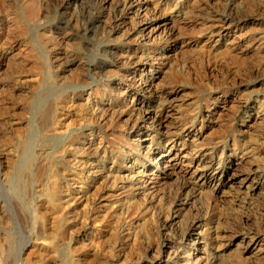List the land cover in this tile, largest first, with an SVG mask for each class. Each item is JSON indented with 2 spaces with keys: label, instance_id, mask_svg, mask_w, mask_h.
I'll list each match as a JSON object with an SVG mask.
<instances>
[{
  "label": "rangeland",
  "instance_id": "374dc122",
  "mask_svg": "<svg viewBox=\"0 0 264 264\" xmlns=\"http://www.w3.org/2000/svg\"><path fill=\"white\" fill-rule=\"evenodd\" d=\"M75 1L0 0V264H264L239 242L264 247V0H146L143 12L137 0ZM235 4L247 21L222 24ZM155 15L170 24L141 40ZM174 37L184 45L167 52ZM139 63L162 71L153 87ZM145 103L154 118L137 136ZM144 138L159 149L139 150ZM169 146L181 157L159 174ZM233 158L229 173L249 170L257 188L188 179Z\"/></svg>",
  "mask_w": 264,
  "mask_h": 264
},
{
  "label": "bare ground",
  "instance_id": "6f19581e",
  "mask_svg": "<svg viewBox=\"0 0 264 264\" xmlns=\"http://www.w3.org/2000/svg\"><path fill=\"white\" fill-rule=\"evenodd\" d=\"M4 1V0H3ZM19 1V0H18ZM25 1V0H24ZM71 1V0H70ZM75 1V0H74ZM100 2H102L104 5H106V4H109V2L111 1V0H99ZM134 1V0H133ZM244 0H235V2L234 3H241V2H243ZM22 2V1H21ZM67 2H69V1H67ZM76 2V1H75ZM125 2H127V1H125ZM131 2V1H130ZM135 3H136V0L134 1ZM137 2H138V5H137V7L141 10V12H143V9H144V4H145V2H146V0H137ZM25 3V2H24ZM31 3V4H30ZM101 3V4H102ZM123 3H124V1H123ZM132 3V2H131ZM131 3H130V5H131ZM62 4H64V3H62ZM70 4V3H69ZM126 4V3H125ZM160 4V3H159ZM237 4H235V5H231L230 7H232V8H230V15L228 16V17H226V15H225V18H223L221 21H223L222 22V24H226V23H224V22H227V21H231V22H235V24L236 23H242V22H246L247 21V19H245V18H243V17H241V16H238V13H237V8H236V5ZM252 4V3H251ZM26 5H27V7H28V9H29V16L30 17H32V18H34V8H36V7H34L33 5H32V2H27V4H25V7H26ZM111 5V4H110ZM123 5V4H122ZM134 5V4H133ZM146 5V4H145ZM174 5V4H173ZM191 5V4H190ZM61 6V5H60ZM67 6V5H66ZM78 6V5H77ZM124 6V5H123ZM135 6V5H134ZM144 6V7H143ZM15 7V6H14ZM26 7V8H27ZM100 7V6H99ZM6 8V7H5ZM59 8V7H58ZM133 8V7H132ZM146 8V7H145ZM201 8V7H200ZM23 9V8H22ZM106 9V8H105ZM128 8H126V10H127ZM164 9V8H163ZM240 9V8H239ZM250 9V8H249ZM6 10V9H5ZM13 10V9H12ZM24 10V9H23ZM122 10V9H121ZM133 10V9H132ZM145 10V9H144ZM170 10V9H169ZM187 10V9H186ZM194 10V9H193ZM195 10H196V8H195ZM203 10V9H202ZM7 11V10H6ZM26 11H27V9H26ZM159 11V10H158ZM167 11V10H166ZM183 11V10H182ZM250 11V10H249ZM8 12V11H7ZM145 12V11H144ZM209 12V11H208ZM26 13V12H25ZM162 13H164V12H162ZM36 14V13H35ZM144 14V13H143ZM15 15V14H14ZM28 15V14H27ZM118 15V14H117ZM173 15V14H172ZM194 15V14H193ZM37 16V15H36ZM35 16V17H36ZM122 16V15H121ZM221 16V15H220ZM140 17V16H139ZM145 17V16H144ZM171 17V16H170ZM216 17V16H215ZM251 17V16H250ZM29 18V17H28ZM32 18H29V20L31 19L32 20ZM141 18V17H140ZM7 19V18H6ZM8 19H10V17H8ZM7 19V20H8ZM11 19H12V17H11ZM10 19V20H11ZM19 19V18H18ZM218 19V18H217ZM219 20V21H220ZM248 20L249 21H253L254 19H252V17L251 18H248ZM6 21V20H5ZM9 21V20H8ZM7 21V22H8ZM12 24H10V25H13V23H14V27H16V25L18 24L19 25V22L17 21V19L16 18H13L12 20ZM10 21V22H11ZM26 21V20H25ZM74 21V20H73ZM122 21V20H121ZM127 21V20H126ZM220 21V22H221ZM256 21V20H255ZM9 22V23H10ZM139 22V21H138ZM143 22V21H142ZM212 22V21H211ZM6 23V22H5ZM22 23V22H21ZM121 23V22H120ZM116 24V23H115ZM122 24H123V22H122ZM168 24H170V18L168 17V16H160V15H155V17H153V18H150V19H147V20H145L144 21V23H142V27H143V29L141 30V35H140V39L141 40H144V39H146V38H149V37H151L153 34L155 35V33L157 32V31H159L161 28H164V27H166ZM177 24V23H176ZM209 24V23H208ZM211 24V23H210ZM232 24V23H231ZM6 25V24H5ZM121 25V24H120ZM207 25V24H206ZM205 25V27H207L208 28V30H209V26H206ZM221 25V24H220ZM9 26V25H8ZM25 26V25H24ZM172 26V25H171ZM228 26V25H227ZM261 26V25H260ZM6 27V26H5ZM23 27V26H22ZM179 27H180V25H179ZM212 27V26H211ZM210 27V28H211ZM222 27H223V25H222ZM225 27V26H224ZM235 27V26H234ZM239 27V26H238ZM0 28H2V26H0ZM7 28V27H6ZM19 28H21V26L19 27ZM177 28V27H176ZM215 28V27H214ZM217 28V27H216ZM227 28V27H226ZM263 28V27H262ZM3 29V28H2ZM7 29H9V28H7ZM7 29H5V30H7ZM17 29V28H16ZM62 29V28H61ZM213 29V28H212ZM254 29V28H253ZM205 30H206V28H205ZM205 30H204V32H205ZM211 30V29H210ZM219 30V29H218ZM221 30H223V28H221ZM233 30H235V28L233 29ZM8 31V33H9V30H7ZM172 31V30H171ZM177 31H178V29H177ZM177 31H175V30H173L172 32H171V35L170 36H176V33H177ZM212 31V30H211ZM237 31V30H236ZM48 32V31H47ZM182 32V31H181ZM180 32V33H181ZM220 32V31H219ZM227 32H229V31H227ZM235 32V31H234ZM5 33H7V32H5ZM15 33V32H14ZM225 33V32H224ZM161 34H162V32H161ZM168 34V33H167ZM182 34V33H181ZM0 35H1V33H0ZM24 35V34H23ZM43 35V34H42ZM198 35V34H197ZM218 35V34H217ZM228 35V34H227ZM5 36V35H4ZM3 36V37H4ZM7 36V35H6ZM5 36V37H6ZM11 36V35H10ZM45 36V35H44ZM47 36V35H46ZM178 36H179V34H178ZM177 36V37H178ZM220 36V35H219ZM5 37L3 38V39H5ZM49 37V36H48ZM52 37V36H51ZM57 37H58V35L57 36H54V37H52V39L54 38V43L56 42V40H57ZM226 37V36H225ZM229 37V36H228ZM233 37H235V36H233ZM21 38V37H20ZM50 38V37H49ZM61 38V37H60ZM64 38V37H63ZM1 39V38H0ZM2 39V40H3ZM47 39V38H46ZM45 39V40H46ZM56 39V40H55ZM211 39V38H210ZM222 39H223V37H222ZM233 39V38H232ZM239 39V38H238ZM237 39V40H238ZM5 40H7V39H5ZM5 40H3L4 42H6ZM60 39H58V41H59ZM51 41V40H50ZM60 41H62V40H60ZM69 41V40H68ZM173 42V46H171L173 49H171V50H169V51H167V52H174L175 50H176V48L177 47H179V49H180V47H182L181 46V44H178V42L175 40V37H174V40H172ZM204 41H206V40H204ZM226 41V40H225ZM229 41H231V40H229ZM18 42V41H17ZM52 42H53V40H52ZM161 42V41H160ZM24 43V42H23ZM31 43V42H30ZM183 43V42H182ZM187 43V42H186ZM213 43V42H212ZM217 43V42H216ZM229 43H235V40H233V41H231V42H229ZM0 44H2V43H0ZM7 44V43H6ZM11 44H14L13 46L11 45V48H10V51H9V53L11 54V55H15V56H18L19 54H20V52L22 51L21 49H20V46H18L19 48H17V43H11ZM20 44V43H19ZM56 44V43H55ZM222 44V43H221ZM9 45V44H8ZM54 45V44H53ZM227 45H228V42H227ZM233 45V44H232ZM6 45H4V47H5ZM24 46H26V45H24ZM30 46V45H29ZM62 46V45H61ZM1 47V46H0ZM2 48V47H1ZM52 48V47H51ZM53 48H54V46H53ZM213 48V47H212ZM238 48V47H237ZM7 49V47L5 48V50ZM22 49H24V48H22ZM49 49V48H48ZM179 49H177V50H179ZM226 49V48H225ZM231 49V48H230ZM259 49V48H258ZM8 50V49H7ZM28 50V49H27ZM181 50V49H180ZM179 50V51H180ZM241 50V49H240ZM26 51V50H25ZM31 51V50H30ZM59 51V50H58ZM223 51V50H222ZM231 51V50H230ZM2 52V51H1ZM5 52V51H4ZM38 52V51H37ZM65 52V51H64ZM213 53V52H212ZM66 54V53H65ZM157 54V53H156ZM178 54V53H177ZM185 54V53H184ZM183 54V55H184ZM2 55V53L0 54V56ZM7 55V54H6ZM26 55V54H25ZM170 55V54H169ZM168 55V56H169ZM172 55V54H171ZM261 55V54H260ZM27 56H28V54H27ZM33 56V55H32ZM161 56V55H160ZM176 56V55H175ZM10 57H12V56H9V59H10ZM60 57H62V56H60ZM173 56H171V58H172ZM5 58V57H4ZM169 57H167V59H168ZM6 59H8V56H7V58ZM8 59V60H9ZM14 59V58H13ZM16 59H17V57H16ZM15 59V60H16ZM72 59V58H71ZM114 59V58H113ZM240 59V58H239ZM14 60V61H15ZM29 60V59H28ZM34 60V59H33ZM172 60V59H171ZM175 60V59H174ZM18 61V60H17ZM56 61V60H55ZM149 61V60H148ZM170 61V60H169ZM6 62H8V61H6ZM25 62V61H24ZM27 62V61H26ZM162 62V61H161ZM16 63V62H15ZM67 63V62H66ZM146 63V62H145ZM145 63H139V64H137L136 65V67H138V68H142L141 70H143V71H145L146 73L145 74H147V78L146 79H144V81H143V87L144 88H151V87H153V85H154V82H155V80H157L159 77H161L160 75L162 74V71H159V70H157V71H153V70H155V69H152V68H150V66L149 67H147V65L145 64ZM164 63V62H163ZM169 63V62H168ZM4 64V63H3ZM6 64V63H5ZM11 64V63H10ZM19 64V63H18ZM24 64V63H23ZM65 64V63H64ZM34 65V64H33ZM83 65V64H82ZM132 65H134V64H132ZM151 65V64H150ZM4 66H6V65H4ZM30 66V65H29ZM9 67V66H8ZM34 67H36V66H34ZM133 67V66H132ZM12 68H13V66H12ZM21 68V67H20ZM68 69V68H67ZM135 69H137V68H135ZM146 69V70H145ZM148 69V70H147ZM23 70H25V69H23ZM103 70V69H102ZM73 72V71H72ZM77 72V71H76ZM137 73V72H136ZM155 73V74H154ZM154 74V75H153ZM164 75V74H163ZM165 75H166V72H165ZM69 76V75H68ZM142 76V75H141ZM3 77H4V74H3ZM13 77V76H12ZM35 77H37V76H35ZM165 77V76H164ZM18 80V79H17ZM33 81V80H32ZM16 82V81H15ZM38 82V81H37ZM13 83V82H12ZM17 83V82H16ZM20 83V82H19ZM28 83V82H27ZM41 83V82H40ZM54 83V82H53ZM33 84V83H32ZM26 85V84H25ZM16 86V85H15ZM34 86V85H33ZM135 86V85H134ZM141 86V85H140ZM139 86V87H140ZM159 86V85H158ZM12 87V86H11ZM17 87H19V86H17ZM31 87H32V85H31ZM35 87V86H34ZM38 87V86H37ZM16 88V87H15ZM26 89V88H25ZM11 90H13L12 88H11ZM142 90V89H141ZM151 90V89H150ZM161 90V89H160ZM144 91V90H143ZM1 92H3V91H1ZM18 92V91H17ZM37 92V91H36ZM41 93V92H40ZM121 93V92H120ZM146 93V92H145ZM148 93V92H147ZM152 93V92H151ZM155 93H157V92H155ZM4 94H6V93H4ZM8 94V93H7ZM27 94V93H26ZM43 94V93H42ZM175 92H171V93H169V99H171V100H174L175 99ZM20 95H21V92H20ZM25 95V94H24ZM47 95V94H46ZM17 96V95H16ZM23 96V95H22ZM29 96V95H28ZM88 96V95H87ZM138 96V95H137ZM151 97V96H150ZM23 98V97H22ZM48 98V97H47ZM147 98V97H146ZM165 98V97H164ZM163 98V99H164ZM225 97L223 96V95H220V96H218L217 98H216V100H215V103L217 104V106L219 107V108H223V99H224ZM133 99V98H132ZM131 99V100H132ZM144 99V98H143ZM142 99V100H143ZM155 99V98H154ZM158 99V98H157ZM160 99V98H159ZM38 100V99H37ZM156 100V99H155ZM164 100H166V99H164ZM171 100H169V102L171 101ZM1 101H3V100H1ZM22 101V100H21ZM28 101V100H27ZM44 101V100H43ZM138 101V99L136 98H134V100H133V104H132V108H131V114L133 115V117H134V111L135 110H137V109H140L139 108V106L140 105H142V104H140L139 102H137ZM163 101V100H162ZM23 102V101H22ZM52 102V101H51ZM85 102V101H84ZM132 102V101H131ZM164 102V101H163ZM166 102V101H165ZM168 102V101H167ZM71 103V102H70ZM141 103H142V101H141ZM16 104V103H15ZM39 104V103H38ZM257 104V103H256ZM147 105H148V103H145L144 104V111L142 112V114H143V116H142V120H138V121H136L134 124L135 125H133L134 126V131H135V133H136V135L137 136H141L140 134H139V131L143 128L142 127V124L144 123V121H147V120H149V119H151V117H153L154 118V115L152 116V112L149 110V109H147ZM3 106V105H2ZM14 106V105H13ZM143 106V105H142ZM154 106V105H153ZM62 107V106H61ZM109 107V106H108ZM137 107V108H136ZM150 107V106H149ZM158 107V106H157ZM262 107V106H261ZM260 107V108H261ZM53 108V107H52ZM70 109V108H69ZM129 109V108H128ZM257 109L259 110V108L257 107ZM255 110V111H258V110ZM262 109V108H261ZM142 110V109H141ZM154 110V109H153ZM263 110V109H262ZM3 111V110H2ZM45 111V110H44ZM165 111V110H164ZM114 112V111H113ZM137 112V111H136ZM139 112V111H138ZM160 112V111H159ZM259 112V111H258ZM263 112H264V110H263ZM17 113V112H16ZM127 113V112H126ZM261 113V112H260ZM52 114V113H51ZM65 114V113H64ZM137 114V113H136ZM155 114V113H154ZM246 114V113H245ZM2 115V114H1ZM13 115V114H12ZM47 115V114H46ZM72 115V114H71ZM255 115H258V113L257 112H255ZM63 116V115H62ZM75 116V115H74ZM156 116V115H155ZM66 117V116H65ZM245 117L246 118H251V117H253V113H251L250 115L248 114L247 116L245 115ZM42 118V117H41ZM49 118V117H48ZM263 118V117H262ZM135 119V118H134ZM6 122V121H5ZM70 122H71V119H70ZM164 122V121H163ZM247 121H245V123H246ZM49 123V122H48ZM63 123V122H62ZM67 124H68V122H66ZM78 123V122H77ZM167 123V122H166ZM50 125V124H49ZM77 125V124H76ZM163 125H165V124H163ZM150 126V125H149ZM166 126V125H165ZM11 127V126H10ZM62 127V126H61ZM13 128V127H12ZM57 128V127H56ZM55 128V129H56ZM166 128V127H165ZM53 129V128H52ZM63 129V128H62ZM9 130V129H8ZM19 130V129H18ZM161 130H163V129H161ZM19 131H21V129L19 130ZM37 131V130H36ZM34 132V131H33ZM57 132V131H56ZM19 133V132H18ZM26 133V132H25ZM141 133V132H140ZM163 133V132H162ZM36 134V133H35ZM163 136V135H162ZM24 137V136H23ZM88 138V137H87ZM161 138V137H160ZM145 139V138H144ZM143 139V141H142V144H144V146L143 147H140L141 146V143H140V141H139V143L138 144H136L137 145V147H138V149L139 148H143V149H145L146 151H145V154H151V153H153L154 151H156L157 149H159L156 145V147H154V145H153V143L152 142H150V140H144ZM5 140V139H4ZM3 140V141H4ZM166 140V139H165ZM20 141V140H19ZM76 141V140H75ZM25 142V141H24ZM27 142V141H26ZM73 142V141H72ZM93 142V141H92ZM138 142V141H137ZM2 143V142H1ZM133 143V142H132ZM159 143V142H158ZM72 144V143H71ZM85 144H88V143H85ZM170 145V144H169ZM18 146V145H17ZM24 146V145H23ZM135 146V145H134ZM71 147V146H70ZM172 147V146H171ZM170 146L169 147H166V149H163L164 151H163V153L160 155V157H159V159L157 160V162H156V165H158V167H159V174H166V173H168V172H170L171 171V169L172 168H174V167H176V164H177V160H178V158H179V156L181 157V152H180V149H177V150H175V149H172ZM98 148V147H97ZM137 149V150H138ZM97 150V149H96ZM140 150V149H139ZM19 151V150H18ZM9 152V151H8ZM19 153V152H18ZM23 153V152H22ZM28 153V152H27ZM76 153V152H75ZM79 153V152H78ZM241 154V153H240ZM6 155H8V154H6ZM20 156V155H19ZM98 156V155H97ZM80 159V158H79ZM189 159V158H188ZM237 160V159H236ZM234 158L232 159V161H231V163H230V165L229 166H226L225 168H223L222 170H219V171H213V170H211L210 168H211V166L209 167V165L208 166H205V167H201V168H199L198 169V167H196V168H194V167H190L189 168V170L187 171V176H188V179H196L197 181H198V183L199 182H201V183H209L210 185H213V186H219V185H232V184H234V183H237V181H238V184L243 188V189H245V190H247V191H252V190H254L255 189V185H254V180H255V178H254V176H253V173H250L249 172V170L247 171V172H243V173H232V174H230L229 173V171H231V168L233 167V166H235V165H237V161H236ZM96 161V160H95ZM71 162V161H70ZM20 163V162H19ZM188 163H189V161H188ZM9 164V163H8ZM7 164V165H8ZM18 168V167H17ZM79 169V168H78ZM20 170V169H19ZM233 170V169H232ZM236 170V169H235ZM234 170V171H235ZM213 171V172H212ZM20 173V172H19ZM27 173V172H26ZM34 173V172H33ZM139 173V172H138ZM21 174V173H20ZM28 174V173H27ZM25 176V175H24ZM42 176V175H41ZM87 176H88V174H87ZM21 177V176H20ZM84 177V176H83ZM18 178V177H17ZM24 178V177H23ZM96 178V177H95ZM152 178V177H151ZM161 178V177H160ZM240 178V179H239ZM20 179V178H19ZM21 179H22V177H21ZM101 179V178H100ZM148 179V178H147ZM238 179V180H237ZM257 179V178H256ZM7 180V179H6ZM9 180V179H8ZM103 180V179H102ZM258 180V179H257ZM256 180V181H257ZM197 181H196V183H197ZM48 182H49V180H48ZM54 182V181H53ZM105 182V181H104ZM9 184V183H8ZM15 185V184H14ZM53 187V186H52ZM94 187V186H93ZM212 187V186H211ZM257 188V187H256ZM19 189H21V188H19ZM57 190V189H56ZM16 191V190H15ZM24 191V190H23ZM107 195V194H106ZM53 197V196H52ZM80 198V197H79ZM22 199V198H21ZM72 200V199H71ZM70 204V203H69ZM41 206V205H40ZM102 216V215H101ZM198 227V222H196V223H193L192 225H191V230H190V232L192 233L193 231H195V229ZM191 236H193V234L191 235ZM197 237L199 236V235H196ZM240 238V236H238V235H234L233 237H232V239L230 240V242H229V245H228V247L226 248V251H225V249H223L221 252L222 253H225V252H228L227 251V249L229 248V247H232L234 244V242L237 240V239H239ZM248 237H243V238H241V240L239 241L240 243H242V244H239V247H241L240 245H242L243 246V250H244V252H246V253H250V255L252 254V255H254V257H256L257 255H259V254H261V253H264V247L263 248H261V245H259V240L257 239V238H252V237H250V238H248ZM196 239V238H195ZM238 242V243H239ZM198 243V240H195L192 244H197ZM168 246V245H167ZM236 246H237V244H236ZM238 247V246H237ZM236 247V248H237ZM236 251H238L237 249H236ZM201 255V254H200ZM174 257V256H173ZM172 257V258H173ZM197 257V256H196ZM184 262V261H183ZM234 262V261H233ZM174 263V262H173ZM182 263V262H181Z\"/></svg>",
  "mask_w": 264,
  "mask_h": 264
}]
</instances>
